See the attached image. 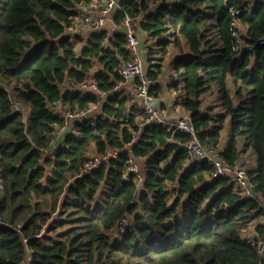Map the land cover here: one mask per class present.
Returning a JSON list of instances; mask_svg holds the SVG:
<instances>
[{"label":"trees","instance_id":"1","mask_svg":"<svg viewBox=\"0 0 264 264\" xmlns=\"http://www.w3.org/2000/svg\"><path fill=\"white\" fill-rule=\"evenodd\" d=\"M93 1L0 0V264H24L28 251L30 264H264L254 245L264 240V0H118L116 30L74 32ZM127 16L151 94L160 100L174 52L177 104L223 164L246 166L252 196L212 163H189L190 134L145 124L115 90L131 60ZM86 80L99 91L70 87ZM92 105L50 154L63 108ZM110 150L116 159L82 173ZM131 159L141 183L125 179Z\"/></svg>","mask_w":264,"mask_h":264},{"label":"built area","instance_id":"2","mask_svg":"<svg viewBox=\"0 0 264 264\" xmlns=\"http://www.w3.org/2000/svg\"><path fill=\"white\" fill-rule=\"evenodd\" d=\"M121 7L118 0H94L90 6L79 7V17L74 23L72 30L77 33L85 31H95L97 33H104L114 31L118 28L113 20V15L120 11ZM123 33L127 40V47L130 52L131 60L127 62L120 70V75L123 78L124 83L133 82L135 86V94L132 97L137 110L146 115L145 124H169L171 128H175L178 131L188 133L192 136L191 141L187 145L188 162L194 163L196 161H207L214 165L216 170L215 177H224L239 188L242 189L243 194L252 196L249 190V182L246 172V166L237 167L231 169L220 159L219 152L215 147H206L199 141L196 136L195 130L191 125L190 116L186 113L180 115H171L166 113L161 108V102L151 94L152 82L148 79L144 69V61L141 55V42L136 34L135 21L130 16L124 18L121 23ZM123 83V84H124ZM72 89L81 91L98 92V86L92 80H86L78 83L72 81L70 83ZM121 84L115 88L119 90ZM59 103H56L54 107H60ZM98 108V105H92L87 110H83L72 114L68 112L66 108H63L65 115V124L61 130V133L68 127L71 120L83 118L89 113L94 112ZM119 155L118 151H108L103 158L95 157L91 162L85 165L82 173L89 172L99 167L102 162L108 159H116ZM249 165V162H246ZM134 175V180L137 183L143 181V176L140 171L138 163L131 159L128 163L127 173L125 179L129 180V174ZM259 255L264 253V240H259L254 243ZM31 253L28 251L27 258L24 264H30Z\"/></svg>","mask_w":264,"mask_h":264},{"label":"crops","instance_id":"3","mask_svg":"<svg viewBox=\"0 0 264 264\" xmlns=\"http://www.w3.org/2000/svg\"><path fill=\"white\" fill-rule=\"evenodd\" d=\"M122 31H123V28H122ZM146 44H154V43L147 41ZM175 59H176V55L174 52L171 53L166 58L165 62H168L169 67H168V71H166L167 73H164V75L162 76V78L160 80V84L162 86V92L159 95L162 110L165 111L166 113L173 115V116L183 113L180 105H178L176 102V98L178 96L177 93L175 91H172L169 88V79H170L169 77L171 76V74L173 75V73H172L173 72L172 71L173 64L170 65V63H171V61L174 62ZM164 72H165V68H164ZM119 90L125 91L127 93V95H130L131 98L134 97L135 86H134L133 82H127L124 84L122 83Z\"/></svg>","mask_w":264,"mask_h":264},{"label":"rangeland","instance_id":"4","mask_svg":"<svg viewBox=\"0 0 264 264\" xmlns=\"http://www.w3.org/2000/svg\"><path fill=\"white\" fill-rule=\"evenodd\" d=\"M153 43V42H152ZM152 46H153V49H156V48H154L155 47V44H152ZM145 55L148 53V51L146 50V48H145ZM158 55H156V61H157V59H159L158 57H157ZM172 64V61H171V63H170V65ZM168 62H165L164 63V68H165V72L164 73H167L166 71H168ZM144 69H145V73L147 72V65L144 63ZM180 115V114H179ZM225 134H226V131H225ZM95 156H93V157H91V158H94ZM242 158H248V159H250V162H251V164H250V166L252 167V168H257V156H256V154L253 152V151H251V150H249L248 152H246V153H244L243 155H242ZM253 230H251L250 232H252ZM113 233H111V235H112Z\"/></svg>","mask_w":264,"mask_h":264},{"label":"water","instance_id":"5","mask_svg":"<svg viewBox=\"0 0 264 264\" xmlns=\"http://www.w3.org/2000/svg\"><path fill=\"white\" fill-rule=\"evenodd\" d=\"M264 43V39L259 41L258 44H262ZM71 132V128L67 127L60 135L59 137L55 140V142L53 143V145L50 147L49 149V153L53 154L56 149H58L65 141V139L68 137V135Z\"/></svg>","mask_w":264,"mask_h":264}]
</instances>
